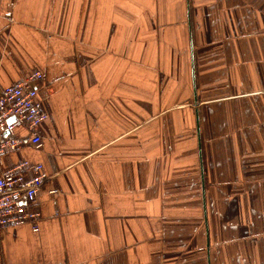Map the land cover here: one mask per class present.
I'll use <instances>...</instances> for the list:
<instances>
[{
	"label": "crops",
	"instance_id": "1",
	"mask_svg": "<svg viewBox=\"0 0 264 264\" xmlns=\"http://www.w3.org/2000/svg\"><path fill=\"white\" fill-rule=\"evenodd\" d=\"M33 71L0 173L48 178L0 264H264V0H0V90Z\"/></svg>",
	"mask_w": 264,
	"mask_h": 264
},
{
	"label": "built area",
	"instance_id": "2",
	"mask_svg": "<svg viewBox=\"0 0 264 264\" xmlns=\"http://www.w3.org/2000/svg\"><path fill=\"white\" fill-rule=\"evenodd\" d=\"M43 79L41 71H33L0 90V157L24 146L33 150L40 148L41 138L36 127L46 118L39 97ZM47 178L42 163L27 160L1 171L0 230L27 224L38 231L41 215L33 203Z\"/></svg>",
	"mask_w": 264,
	"mask_h": 264
}]
</instances>
